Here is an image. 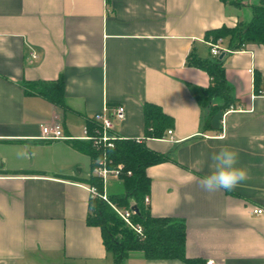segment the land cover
I'll return each mask as SVG.
<instances>
[{
	"label": "crops",
	"instance_id": "1",
	"mask_svg": "<svg viewBox=\"0 0 264 264\" xmlns=\"http://www.w3.org/2000/svg\"><path fill=\"white\" fill-rule=\"evenodd\" d=\"M238 3L0 0V264H115L100 228L87 224L90 157L73 148L79 140H41V126L58 122L77 138L105 106L122 105L126 117L114 133L143 139L145 103L174 119L172 139L146 140L171 157L147 169L151 214L184 220L187 257L202 264H264V213H253L264 210V97L254 88L255 74L264 76V47L225 53L237 107L213 119L219 132L204 130L209 109L193 93L211 79L186 64L192 51L210 57L206 32L250 20L260 0ZM59 79L65 107L25 86ZM225 146L249 178L205 192L200 180ZM128 262L186 264L140 254Z\"/></svg>",
	"mask_w": 264,
	"mask_h": 264
},
{
	"label": "trees",
	"instance_id": "2",
	"mask_svg": "<svg viewBox=\"0 0 264 264\" xmlns=\"http://www.w3.org/2000/svg\"><path fill=\"white\" fill-rule=\"evenodd\" d=\"M225 3L238 4V0H223ZM252 18L242 20L235 27L222 26L206 32L205 42L208 45L210 57H201L192 51L187 58V66L205 71L211 84L207 88L193 87L195 100L202 108L209 109L204 130L219 132L221 128H214L212 121L215 117H222L229 110L237 107L236 98L226 78L224 59L212 56L210 42L219 40L232 52L244 50L249 44H259L264 47V0L251 7ZM25 86L53 104L65 107L64 81L56 82H28ZM255 93L264 94V76L255 74ZM145 135L143 139H117L113 148L107 149L110 167L123 165V171L116 178L122 185L123 191L108 194L110 203L118 208L137 206L138 211L133 218L142 227V233L137 234L128 227L118 216L112 206L100 196L89 201L87 224L101 230L103 244L107 253L112 256L115 264H124L133 254H140L146 260H180L186 264H202L199 259L187 257V227L184 220L174 217H155L151 214L145 197L150 195L151 179L147 169L165 162H169V154L157 152L147 146L148 139H163L168 130L174 127V119L167 115L160 106L145 103L143 106ZM93 127V124H89ZM72 146L77 151L86 154L92 162V171L103 151L96 150L91 142L73 141ZM128 172L131 174L128 175ZM90 186L103 192L102 181L94 176L88 181Z\"/></svg>",
	"mask_w": 264,
	"mask_h": 264
},
{
	"label": "built area",
	"instance_id": "3",
	"mask_svg": "<svg viewBox=\"0 0 264 264\" xmlns=\"http://www.w3.org/2000/svg\"><path fill=\"white\" fill-rule=\"evenodd\" d=\"M211 47V54L212 56H220L223 52H232L229 49H224L222 46V42L219 40L216 43H209ZM31 60L35 61L37 60L38 54L33 51L31 53ZM250 73H252V69L249 70ZM258 95H261L264 97L263 93H260ZM126 117V109L124 106L119 105L115 107H104L103 110L99 113H96L93 115V117L90 119L91 124H93V127H90V125H86L83 128L82 136L74 138L69 137L65 135L63 132L62 126L58 122H51L49 124H44L41 126V137L40 139L43 141H60V140H81V141H88L92 143V146L98 150L103 151V155L98 159L96 166L94 167L93 174L94 176L98 177L103 184V192L99 193L96 187L94 186H87V189L89 190V193L91 194L92 198L100 196L104 201L108 202L112 208L115 210V212L118 214V216L121 218V220L132 230H134L137 234L142 233V227L139 224H136L133 221L134 216L136 215V212L132 209V207L129 208H118L116 205L110 203L107 193V183L109 181V178H119L122 171H123V165H118L117 167H110L109 158L106 155V150L109 148L114 147V143L117 139H126L124 137H121L119 135H116L114 133V122H122ZM172 130L167 131V135L164 138H170L172 139ZM137 141H140V139H137ZM131 173L128 172V175ZM145 203H150L149 196L145 197ZM254 214L261 215L264 213L263 209H254ZM211 264V263H208Z\"/></svg>",
	"mask_w": 264,
	"mask_h": 264
},
{
	"label": "clouds",
	"instance_id": "4",
	"mask_svg": "<svg viewBox=\"0 0 264 264\" xmlns=\"http://www.w3.org/2000/svg\"><path fill=\"white\" fill-rule=\"evenodd\" d=\"M211 172L200 180L203 191L213 193L218 190H233L249 178L245 168L237 167V153L225 146L211 157Z\"/></svg>",
	"mask_w": 264,
	"mask_h": 264
},
{
	"label": "rangeland",
	"instance_id": "5",
	"mask_svg": "<svg viewBox=\"0 0 264 264\" xmlns=\"http://www.w3.org/2000/svg\"><path fill=\"white\" fill-rule=\"evenodd\" d=\"M111 184L112 186H114L113 188H111ZM108 185V189H109V193L111 194H117V193H121L123 191V187L121 185V183L116 179V178H109V181L107 183ZM124 264H134V262H128V260H126L124 262Z\"/></svg>",
	"mask_w": 264,
	"mask_h": 264
},
{
	"label": "water",
	"instance_id": "6",
	"mask_svg": "<svg viewBox=\"0 0 264 264\" xmlns=\"http://www.w3.org/2000/svg\"><path fill=\"white\" fill-rule=\"evenodd\" d=\"M224 56H225V52H223V53L220 55L219 58H220V59H223ZM132 209H133L135 212L138 211V208H137V206H135V205L132 207Z\"/></svg>",
	"mask_w": 264,
	"mask_h": 264
}]
</instances>
